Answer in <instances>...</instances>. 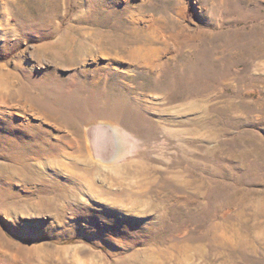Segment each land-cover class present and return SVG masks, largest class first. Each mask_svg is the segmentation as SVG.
<instances>
[{
  "label": "rangeland",
  "instance_id": "obj_1",
  "mask_svg": "<svg viewBox=\"0 0 264 264\" xmlns=\"http://www.w3.org/2000/svg\"><path fill=\"white\" fill-rule=\"evenodd\" d=\"M63 184L84 204L46 201ZM187 242L264 264V0H0V264Z\"/></svg>",
  "mask_w": 264,
  "mask_h": 264
},
{
  "label": "bare ground",
  "instance_id": "obj_2",
  "mask_svg": "<svg viewBox=\"0 0 264 264\" xmlns=\"http://www.w3.org/2000/svg\"><path fill=\"white\" fill-rule=\"evenodd\" d=\"M150 60H151V58H150ZM32 145H33V147L28 146L27 149H26L28 151L27 153H30L29 156H28L29 157L28 159L31 160V161H29L27 163V165L24 166V171H26V173H27V171H29V174H30V178L29 179H33V180L45 179V177H48L47 173L46 172L44 173V170L42 169V166H40L39 163H36V162H37L38 158L41 159V157H44L45 151L47 153H52L54 150H49V149H52V148L41 149L39 142H34ZM102 146H104V145H102ZM31 148H33L34 150H32ZM33 151H35L34 155L36 154L39 157L32 156L33 154L31 152H33ZM89 184L91 185L90 182H89ZM88 189L90 190L89 187H88ZM42 192L45 193L44 197L47 199L46 201H48L49 203H53L52 201H55V200L61 199V198L73 199V200L77 201L79 204L82 202V199H80L79 194L76 192V190L71 188V186H69V185H64L63 184V185H59V186H52L51 188L44 187L42 189ZM203 239L204 238H202L201 241ZM191 240H193V239H191ZM195 240H197V239H195ZM155 241L157 242L158 238ZM201 241H199V242H201ZM199 242H196L197 244H195L194 246H192L191 243H188V242L187 243H182L181 245H179V243H176V244L173 245V247H179V251L182 252V254L179 256L181 258V259H179V262H178L179 264H195V261H194L195 253H199L200 251L203 250V246L198 245ZM169 252H170V250H168L167 252H164L163 250H158L157 254H155V255H156L157 258H165L166 255ZM151 261H155V260L151 259L150 261H147L148 263H146V264H154V262H151ZM142 262L143 261H141V259H140V264H145V263H142ZM138 264H139V262H138Z\"/></svg>",
  "mask_w": 264,
  "mask_h": 264
}]
</instances>
